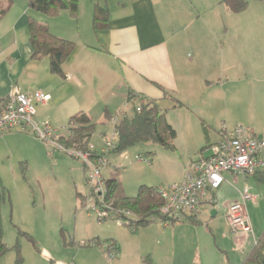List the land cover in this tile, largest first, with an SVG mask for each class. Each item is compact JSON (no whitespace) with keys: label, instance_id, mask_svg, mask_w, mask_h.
Wrapping results in <instances>:
<instances>
[{"label":"crops","instance_id":"crops-1","mask_svg":"<svg viewBox=\"0 0 264 264\" xmlns=\"http://www.w3.org/2000/svg\"><path fill=\"white\" fill-rule=\"evenodd\" d=\"M96 1L80 0L78 18L68 10L43 18L30 12L28 0H13L0 19V97H10L16 89L22 94H49L50 99L36 104V117L48 122L57 134H63L59 131L79 112H88L104 123H112L106 120V113L113 117L123 111L131 115L128 110L134 112L139 102V98L129 99L130 92H134L158 100L167 109L176 138L189 142L204 139L207 146L238 124L264 136V0H251L247 9L239 13L230 10L223 0H101L110 10V24L100 31L93 28ZM30 16L47 23L56 35L76 43L63 63L64 75L51 72L48 57L33 59ZM166 94L185 105L175 107L173 98ZM203 120L211 126L209 142ZM212 131L218 136L215 141L211 139ZM103 134L107 135L100 131L99 137ZM19 140H28L44 153V145L31 134L19 131ZM208 154L209 150L199 157ZM192 160L195 159L190 157L185 168ZM183 170L178 181L184 179ZM224 179L218 189L208 192L203 205L204 209L212 205L213 216L219 209L226 214L229 203L241 201L240 191L246 183L257 197V202L251 203L262 205L258 199L264 198V183L254 175L225 172ZM214 195L216 204L210 202ZM250 219V232L232 235L238 240L233 250L236 264L242 263L264 228L255 216ZM198 220L199 223L187 218L176 223L154 222L159 223L156 225L160 233L153 240L162 237L161 244L173 249L172 261L177 250L196 246L197 254L191 263L210 264L199 254L201 234L189 228L203 223L199 217ZM179 223L186 229L176 228ZM130 230L123 234L130 238H111L119 247L116 257L109 258L104 250L102 257L109 264H154L146 255L148 236H142L141 230ZM182 259L180 263H184Z\"/></svg>","mask_w":264,"mask_h":264},{"label":"rangeland","instance_id":"rangeland-1","mask_svg":"<svg viewBox=\"0 0 264 264\" xmlns=\"http://www.w3.org/2000/svg\"><path fill=\"white\" fill-rule=\"evenodd\" d=\"M247 1L249 6L251 0ZM30 12L46 18L33 9ZM128 111L133 114L131 109ZM94 119L97 129L91 143L100 150L104 146L103 139L99 137L100 131L106 132L111 138L114 124L104 123L96 117ZM19 131L17 129L4 137L0 136V188L6 191L2 203L3 239L10 247L0 258V264H59L60 261L66 264H109L102 257L103 246L93 244L92 240L98 238L106 242L115 236L127 239L130 237H124L123 234L131 232L130 228L117 220H100L95 212L89 211L82 204L78 193L88 195L90 184L87 170L80 159L51 148L31 132L22 131L31 134L44 145L42 153L36 145H30L28 140H19ZM66 132V127L59 131L63 134ZM217 138V133L212 131V141ZM205 146L204 139L189 142L178 137L172 149L154 142H143L124 152H112L108 158L111 169L120 163V178L127 194L136 195L143 184L168 187L175 183L173 181H178L183 175V168L186 172L190 163L186 168L184 165L190 157L198 159L202 153H208ZM110 168L104 169V175L108 176ZM250 180L253 181L252 176ZM251 202H247L248 213L255 216L258 225L262 227L264 198L258 199V202H262L261 206ZM212 209L210 204L205 209L203 207L204 211L198 215L203 223L194 228L189 227L201 234L199 254L202 259L203 256L208 259L210 264H236L238 262L233 250L238 240L232 235L237 233L232 231L226 214L219 209L218 214L213 216ZM156 224L159 223L139 229L143 231L142 236H148L145 241L147 258L150 256L154 264H192L198 247L192 246L183 251L174 249L176 253L172 261L173 249L163 246L160 236L158 240H153L160 233V227ZM178 226L176 228L186 229L180 223ZM203 248L206 250L203 251ZM182 258H185L184 263L179 262Z\"/></svg>","mask_w":264,"mask_h":264},{"label":"trees","instance_id":"trees-1","mask_svg":"<svg viewBox=\"0 0 264 264\" xmlns=\"http://www.w3.org/2000/svg\"><path fill=\"white\" fill-rule=\"evenodd\" d=\"M223 2L236 13L246 10L249 4L247 0H223ZM28 3L31 9L46 17H55L63 10H68L75 18H78L79 15L80 0H28ZM12 4L13 0H0V19L6 15ZM109 24L110 10L101 0H97L94 7L93 28L95 31H100L107 29ZM29 41L33 59L48 57L51 72L64 75L63 63L76 48V43L73 40L56 35L47 23L30 16ZM166 96L173 98L175 107L185 105L174 96L169 94ZM138 98L139 102L134 106L133 114L121 117L114 124L117 140L108 155L112 152H124L143 142L158 143L167 149L175 148L177 131L167 118V109L162 107L156 99H148L140 94L130 92V100ZM9 99L10 97H0V113L5 109ZM112 118L113 116L106 113V120H112ZM203 127L207 134V142H209L208 134L211 126L203 120ZM66 129V133L59 134V141L66 148L81 151L90 150L89 145L97 129V123L90 113L83 111L72 115ZM210 144L208 143L205 148H208ZM96 151L90 152L93 157L96 156ZM107 168H110V160ZM121 172L122 167L116 165L110 170L108 176L103 172L106 190L103 204L100 202L99 204L110 206L111 213L124 221L122 224L130 227L133 231H138L141 227L154 222L176 223L182 220L163 211L166 201L160 192V186L143 184L139 187L136 195H128L120 178ZM254 177L264 183V172H258L254 174ZM89 195L90 193L88 195L78 193L83 205L87 203ZM5 197V189L0 188V258L10 250L3 239L2 203ZM128 211L130 214L126 213ZM186 218L192 223H199L197 215H188ZM92 243L101 244L109 258H114L119 253V247L113 239L102 242L97 238L92 240ZM241 264H264V230Z\"/></svg>","mask_w":264,"mask_h":264},{"label":"built area","instance_id":"built-area-1","mask_svg":"<svg viewBox=\"0 0 264 264\" xmlns=\"http://www.w3.org/2000/svg\"><path fill=\"white\" fill-rule=\"evenodd\" d=\"M48 99L50 95L41 91L10 96L5 109L0 113V136L14 129L31 132L44 140L51 148L80 159L87 170V180L90 184L86 208L95 212L99 219H114L122 224L124 221L111 213L110 206L99 204V202L103 204L106 190L103 172L109 165L108 153L117 140L115 128L111 138L106 134L101 136L104 146L100 150L96 149L92 143L89 145V151L66 148L59 141V134L49 123L42 122L36 117V104ZM126 115L124 111L115 115L112 118L113 124ZM95 150H97L96 156L93 157L90 152ZM208 150V155L190 162L182 181L160 188L166 201L163 207L165 213H170L179 219L186 218L188 215L198 216L203 211L208 192L218 189L225 180V172L243 177L264 172V136L247 126L238 124L233 129L226 130L218 141L210 144ZM240 194L242 200L229 203L226 215L233 232L247 233L252 230V223L246 209V202L256 201L257 197L251 192L250 185L247 183ZM210 202L217 203L215 195L210 198ZM126 213L130 214L129 211Z\"/></svg>","mask_w":264,"mask_h":264},{"label":"water","instance_id":"water-1","mask_svg":"<svg viewBox=\"0 0 264 264\" xmlns=\"http://www.w3.org/2000/svg\"><path fill=\"white\" fill-rule=\"evenodd\" d=\"M20 92L16 89L14 92H13V96H16L18 95ZM213 214H215V210L212 212Z\"/></svg>","mask_w":264,"mask_h":264}]
</instances>
